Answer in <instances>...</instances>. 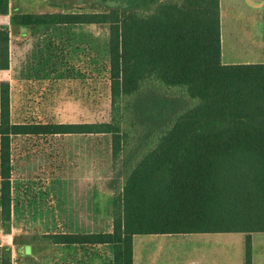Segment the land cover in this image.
I'll return each instance as SVG.
<instances>
[{
    "label": "trees",
    "instance_id": "trees-1",
    "mask_svg": "<svg viewBox=\"0 0 264 264\" xmlns=\"http://www.w3.org/2000/svg\"><path fill=\"white\" fill-rule=\"evenodd\" d=\"M67 6V5H66ZM89 13H21L0 0V70L8 34L56 25H106L109 116L91 123L12 122L0 82V264L54 246H110L111 264H133L144 235L264 232V63L221 61L219 0H91ZM110 136L111 230L12 232L11 140Z\"/></svg>",
    "mask_w": 264,
    "mask_h": 264
},
{
    "label": "rangeland",
    "instance_id": "rangeland-1",
    "mask_svg": "<svg viewBox=\"0 0 264 264\" xmlns=\"http://www.w3.org/2000/svg\"><path fill=\"white\" fill-rule=\"evenodd\" d=\"M233 1L235 4L230 5L232 10H227L226 18L237 19L234 21L237 25L244 1ZM90 2L10 0L16 11L31 14L89 13ZM254 24L253 35L264 36L263 23ZM0 25L10 28L9 17L1 16ZM24 31L9 30V67L0 70V82L9 83L12 122L106 121L109 116L107 26L56 25L32 36ZM223 31L222 61L231 64L248 56L236 46L235 32L230 37L227 27ZM11 159L13 233L111 230L112 194L107 186L111 176L109 135L16 136L11 140ZM244 236L243 233L190 234L187 238L144 235L135 238V253L176 255L185 253L186 248H199L192 245L198 239H213L219 241L220 249L231 252L237 260ZM0 238L2 243H11V235ZM251 240L252 256L260 262L264 258V232L252 233ZM84 254V264H111L110 246H54L20 260L13 251L12 264H81ZM79 257L82 260L77 263Z\"/></svg>",
    "mask_w": 264,
    "mask_h": 264
},
{
    "label": "crops",
    "instance_id": "crops-1",
    "mask_svg": "<svg viewBox=\"0 0 264 264\" xmlns=\"http://www.w3.org/2000/svg\"><path fill=\"white\" fill-rule=\"evenodd\" d=\"M244 1V10L240 12L242 16L238 18L240 24L237 25L234 23V20H230L226 18L227 10H232L230 5H234L233 0H219V10H220V45H221V61H222V49H223V35H224V26L227 27L231 33L229 34L232 37V34L235 32L236 46L240 47L241 52L244 55L248 54L243 60H236V62H232L231 64H242V63H264V36L253 35L252 29H256L255 22L263 23L264 28V0H242ZM229 4V5H228ZM11 5V3H10ZM229 7V9H228ZM227 19V20H226ZM244 23L243 25H241ZM246 23V24H245ZM249 24V26H248ZM250 27V28H249ZM243 32H241V31ZM21 31H24V29ZM16 33V31H13ZM234 37V36H233ZM258 38V39H256ZM263 39V40H261ZM257 40V41H256ZM235 45V44H234ZM223 62V61H222ZM224 63V62H223ZM230 64V63H224ZM91 232V231H89ZM79 233H88V232H79ZM197 234H205V233H197ZM182 235L184 237H188L190 234H177ZM145 236H172V235H145ZM138 236H134L133 238V264H169L172 262L173 264H244V255H245V246L244 239H242V253L238 256L237 260L232 255L231 252L226 251L225 249H220V243L218 240L213 239H198L192 243V245L199 246V248H195L194 246L189 249L186 248L185 253H179L176 255H157L153 253H149L148 255L137 254L135 248V238ZM188 241V240H187ZM252 241V240H251ZM216 244V246H214ZM75 246V245H74ZM75 247H81L80 245H76ZM205 247V248H202ZM88 256L87 258H89ZM80 263L82 257H79ZM86 262V255H83V262ZM251 264H264V258L260 262H256V260L251 258Z\"/></svg>",
    "mask_w": 264,
    "mask_h": 264
},
{
    "label": "water",
    "instance_id": "water-1",
    "mask_svg": "<svg viewBox=\"0 0 264 264\" xmlns=\"http://www.w3.org/2000/svg\"><path fill=\"white\" fill-rule=\"evenodd\" d=\"M16 29L14 28V31H15ZM22 30H23V28H22Z\"/></svg>",
    "mask_w": 264,
    "mask_h": 264
}]
</instances>
